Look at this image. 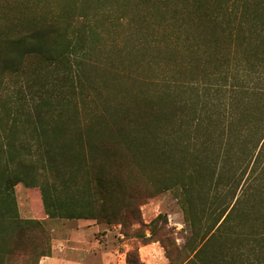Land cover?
I'll list each match as a JSON object with an SVG mask.
<instances>
[{"label":"trees","instance_id":"16d2710c","mask_svg":"<svg viewBox=\"0 0 264 264\" xmlns=\"http://www.w3.org/2000/svg\"><path fill=\"white\" fill-rule=\"evenodd\" d=\"M116 1L114 17L113 0H0V264L53 253L43 221L20 214L19 183L40 190L50 218L159 240L167 264H264V0ZM131 6L153 31L137 44L181 51L197 74L158 80L133 103L88 106L95 38ZM167 191L183 210L182 244L163 213L150 235L133 228ZM127 261L144 264L139 247Z\"/></svg>","mask_w":264,"mask_h":264},{"label":"rangeland","instance_id":"374dc122","mask_svg":"<svg viewBox=\"0 0 264 264\" xmlns=\"http://www.w3.org/2000/svg\"><path fill=\"white\" fill-rule=\"evenodd\" d=\"M113 4L115 8L112 15L115 17L123 4L116 0H113ZM134 14L135 9L131 6L128 16L122 21L115 19L114 24L103 21L101 35L95 38L97 45L90 53L91 63L85 68L94 78L96 90L91 91L93 94L84 90L81 94L84 104L99 106L104 101L113 104L133 103L142 93L159 90V85H155L158 80L162 82L170 76L184 79L196 76L197 72L181 65L185 53L174 50L170 57L168 54L172 49L168 50L163 45L137 44L140 36L144 33L152 35L153 31L151 25L146 23L135 25L131 20ZM114 77H117L116 81H113ZM15 83L14 77H8L9 92L16 88ZM15 190L21 216L41 219L51 233L53 253L42 258L39 264H129L127 253L136 247H139L144 264L168 263L165 248L159 240L144 244L137 237L125 235L121 224L98 223L95 219L50 218L45 212L38 188L19 183ZM141 213L142 222L133 228L142 227L150 235L152 220L163 213L168 217L167 227L171 229L176 243L184 242V214L172 192L167 191L151 198L141 206Z\"/></svg>","mask_w":264,"mask_h":264},{"label":"crops","instance_id":"0c3cea01","mask_svg":"<svg viewBox=\"0 0 264 264\" xmlns=\"http://www.w3.org/2000/svg\"><path fill=\"white\" fill-rule=\"evenodd\" d=\"M49 257V256H48Z\"/></svg>","mask_w":264,"mask_h":264}]
</instances>
